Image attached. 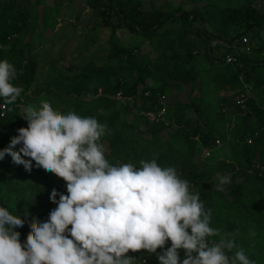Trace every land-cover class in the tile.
<instances>
[{"label": "trees", "instance_id": "16d2710c", "mask_svg": "<svg viewBox=\"0 0 264 264\" xmlns=\"http://www.w3.org/2000/svg\"><path fill=\"white\" fill-rule=\"evenodd\" d=\"M139 1L86 0L91 16L99 17L97 25L107 26L110 16L119 22L111 30L106 62L84 60L71 68L75 77L70 83L64 80L69 72L48 57L50 52L44 45L28 55L25 49L34 39L44 38L42 30H54L58 9L41 15L37 10L41 0L22 9L17 0H0V59L16 67L13 83L23 89L16 102L6 105L4 115L0 114V149L9 145L19 127L27 126L21 108L28 98L40 97L41 102H49L62 113L75 111L95 117L106 125L101 143L111 163L139 166L141 160L156 159L161 166L175 167L181 178L189 181L191 191L200 194L205 209L212 210L211 226L221 234L235 233L236 242L252 247L246 253L249 258L264 264V39L260 36L264 7L259 12L254 0H239L241 5L190 0L195 3L191 10L176 6L141 12ZM195 21L209 29L196 28ZM123 27L147 41L155 56L143 52L138 43L121 44L116 31ZM187 34L201 39V53L186 39ZM244 36L249 38L248 51L241 44ZM214 41L225 42V50L220 53ZM227 55L236 61L227 63ZM42 56L52 60L54 67L36 84ZM148 79L154 84H147ZM187 88L188 101L167 106L163 121L149 120L148 114L160 109L161 96ZM240 95H244L243 104L237 102ZM131 110L134 114L128 121ZM190 115L197 117L195 121ZM236 115L241 120L233 124ZM143 121L148 125L145 129L140 125ZM170 122L177 125L184 141L162 135L171 127ZM221 122L227 123L226 132L216 129L215 124ZM216 140L227 149L222 155ZM204 150H210L211 155L200 167L194 159ZM215 151L218 157L211 163ZM222 171L232 182L218 191L213 180ZM236 179L240 183L233 182ZM54 188L66 193L62 178L35 167L26 171L23 165L13 163L10 155L0 160V205L24 220V227L18 229L21 244L26 243L33 221L47 220L54 208L49 200ZM254 247L260 248L255 252ZM129 255L137 257L139 264L158 263L155 253L148 255L141 250Z\"/></svg>", "mask_w": 264, "mask_h": 264}, {"label": "clouds", "instance_id": "9594fccd", "mask_svg": "<svg viewBox=\"0 0 264 264\" xmlns=\"http://www.w3.org/2000/svg\"><path fill=\"white\" fill-rule=\"evenodd\" d=\"M16 78V67L0 59L4 105L23 91ZM22 113L27 126L0 149V160L10 155L26 171L54 174L66 193L52 189L49 200L56 207L47 220L29 225L25 244L21 215L0 205V264H139L129 253L141 250L155 253L158 264H256L237 246L235 233L211 226L212 210L175 167L156 159L139 166L111 163L101 143L106 125L95 117L62 113L47 101ZM217 179L218 191L230 182L229 175Z\"/></svg>", "mask_w": 264, "mask_h": 264}, {"label": "rangeland", "instance_id": "374dc122", "mask_svg": "<svg viewBox=\"0 0 264 264\" xmlns=\"http://www.w3.org/2000/svg\"><path fill=\"white\" fill-rule=\"evenodd\" d=\"M37 0H17V7L20 9L24 7H31ZM40 1V0H39ZM219 1H229V2H239L238 4L241 5V1L239 0H219ZM202 2V0H199ZM195 3L191 2L190 0H140L138 10L141 12L150 11L152 9L156 10H167L171 7L180 6L186 10H191ZM254 6L257 8L259 12H262L264 7V0H254ZM57 8L58 12L55 11L52 13H56V25L54 30L41 29V21L38 20L39 25L38 29L44 33V38L42 40L32 41L30 44L26 45V55L30 54L31 52H38L43 45L46 47L48 52H50L49 58H55L57 60V66L61 68V70L69 72L64 77L66 82H73L75 77L74 72L72 71V67H77L82 64L84 60H93L97 64H103L108 59L109 55V38L111 35L112 27L119 22V20L115 16H110L106 20L107 26H102L97 22L99 21L98 16H91V8L88 7L86 0H41V3L38 4L37 10L40 12L41 15L47 14L50 9ZM194 26L199 28L200 30H208L209 27L207 24L201 21H195ZM116 35L119 38L121 44L123 45H134L140 44V48L143 52L148 53L150 56H155L153 47L147 43V41H142L140 37H137L135 34L130 33L126 28L117 29ZM260 36L264 39V29L261 30ZM226 40H229V36L225 37ZM246 38L247 42L249 43V38L244 36L242 40ZM251 38V37H250ZM186 39L195 46V49L201 53L203 51V43L201 39L187 34ZM253 41V40H252ZM247 43V45H248ZM254 43V41H253ZM215 46H218V49L221 52L225 50V42L214 41ZM241 44L244 46L243 42ZM255 44V43H254ZM246 46V45H245ZM244 46V47H245ZM240 47V46H238ZM240 49V48H239ZM237 48V50H239ZM43 53L40 52L39 55ZM40 59V58H39ZM48 58L39 60V72L37 74V82L39 84L43 81V79L47 76L48 68L54 67L51 66L52 60H47ZM59 63V64H58ZM55 65V64H53ZM147 84L153 85L154 80L148 79ZM187 88L185 91H168L167 95L161 96L165 97L164 101L167 106H173L175 102H185L188 101ZM43 100V97H41ZM139 102V101H138ZM130 107H133L132 102H130ZM140 103V102H139ZM138 103V105H139ZM34 106L39 107L41 105L40 97L35 98H28V100L24 102L23 107L21 108V113L26 106ZM131 113V114H130ZM126 117L128 121L131 120L133 110H131ZM24 115V113H22ZM190 117L195 121L197 118L195 115H190ZM241 120L240 116H234L232 118V123H236ZM249 120L245 121L244 124L249 123ZM171 127L163 131L162 135L164 137L173 138L175 136L176 139L183 140L182 132L177 129V125L173 122L169 123ZM141 125L142 129L147 128V124L143 121ZM216 129L219 131L226 132L228 129V125L225 122L216 123ZM220 145V146H219ZM218 146L219 153L222 155L224 154L227 149L224 146H221V142ZM105 148V145H104ZM217 151H215L216 155L211 159V163H213L217 157ZM214 154V153H212ZM195 162L200 166L203 167L205 163L209 160L207 156H205L204 151L195 157ZM222 175H229L227 172H220L217 177H215L214 185L216 187L218 183V177ZM230 176V175H229ZM240 179H236L235 183H240ZM232 182L230 177V184ZM55 208L56 205L52 204ZM237 246L243 248L246 253L250 250L249 246H246L244 242L238 241L236 242ZM257 248L254 247V251L257 252ZM264 254V253H262ZM182 255V253H181ZM230 255V254H229ZM264 262V259L262 260ZM158 264V263H157Z\"/></svg>", "mask_w": 264, "mask_h": 264}, {"label": "built area", "instance_id": "2783aa9c", "mask_svg": "<svg viewBox=\"0 0 264 264\" xmlns=\"http://www.w3.org/2000/svg\"><path fill=\"white\" fill-rule=\"evenodd\" d=\"M242 42H243L244 45H246V50L248 51L249 50V46L247 45V43H248L247 39L244 38L242 40ZM235 61H236V58L234 56H232V55H227L226 56V62L227 63H232V62H235ZM117 97L119 98L120 94H118ZM164 99H165V97H162L161 100H160V109L159 110H157L156 112H151V113L148 114V117H149L150 121L159 122V121H163L165 119L167 105L165 104ZM237 102H238V104H243L244 95H240L237 98ZM243 107H244V105H242V108ZM5 109H6V105L3 104V101H0V114H1V116L4 115ZM215 143H216V145H219L220 141L216 140ZM248 143H251V140H248ZM204 154H205V156L209 157L211 155V151L210 150H204Z\"/></svg>", "mask_w": 264, "mask_h": 264}]
</instances>
